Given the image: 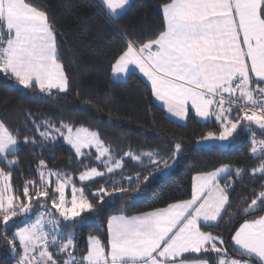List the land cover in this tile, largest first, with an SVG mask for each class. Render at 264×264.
I'll use <instances>...</instances> for the list:
<instances>
[{
  "label": "snow or ice",
  "instance_id": "obj_1",
  "mask_svg": "<svg viewBox=\"0 0 264 264\" xmlns=\"http://www.w3.org/2000/svg\"><path fill=\"white\" fill-rule=\"evenodd\" d=\"M101 4L114 24L133 7L132 0ZM160 14L159 29L146 40L125 39L112 76L138 69L175 120L193 114L212 124L198 144L224 146L247 133L250 155L260 163L250 171L222 164L192 177L189 199L110 216L106 240L90 234L77 256L78 231L98 223L114 203L146 193L183 159V145L164 155L113 149L99 132L37 122L30 113L32 134L21 138L0 120V243L16 264H264V0H162ZM0 74L49 97L70 90L54 22L31 0H0ZM58 139L74 153L78 175L49 167L36 153ZM22 146L41 158L35 177L17 187ZM245 175L251 196L233 208L232 193ZM240 216L227 241L209 230L227 231Z\"/></svg>",
  "mask_w": 264,
  "mask_h": 264
},
{
  "label": "trees",
  "instance_id": "obj_2",
  "mask_svg": "<svg viewBox=\"0 0 264 264\" xmlns=\"http://www.w3.org/2000/svg\"><path fill=\"white\" fill-rule=\"evenodd\" d=\"M31 2L48 11L54 22L61 63L70 79V90L49 97L38 91L20 90L13 81L0 74V120L18 129L21 138L32 134L28 122L30 113L37 122L47 119L59 125L63 121L74 128L86 127L99 132L113 149L127 150L130 146L136 151L157 150L164 155L176 143L183 145V159L170 172L153 180L146 193L135 200L114 203L104 210L98 223L78 231L77 256L85 254L90 234L106 240V222L110 216L138 215L186 200L190 197L192 177L197 173L214 171L222 164L250 171L260 163L250 155L247 133L242 132L226 148H197L195 143L213 127L212 124L205 127L191 114L183 125L170 121L153 103L149 87L134 73L122 82L111 79V63L125 47V39L144 41L159 29L162 0H133V7L119 24L106 22L94 0ZM41 152L49 167L78 175L79 165L71 163L74 153L62 139H58L55 145L46 144L36 149V153ZM39 158L31 148L21 147V167L13 175L17 187L22 186L24 179L35 177L34 169ZM128 171H132L131 165ZM251 187L247 175L242 182L236 183L232 193L233 208L241 197L251 196ZM243 219V216L234 218L227 231L209 230L222 234L227 241ZM224 227L221 224V229ZM15 263L16 259L8 255L5 245L0 243V264Z\"/></svg>",
  "mask_w": 264,
  "mask_h": 264
},
{
  "label": "crops",
  "instance_id": "obj_3",
  "mask_svg": "<svg viewBox=\"0 0 264 264\" xmlns=\"http://www.w3.org/2000/svg\"><path fill=\"white\" fill-rule=\"evenodd\" d=\"M94 1H95V3L98 5V7H99L100 10L102 11V13L105 15L104 10H103V7H102V4H101V0H94ZM132 1H133V0H132ZM130 73H134V74L138 75V76L141 78V80H142V81H143V82L149 87V89L151 90L150 82L147 81V79H146L145 77H143V75H142L141 73H139L138 69H131L130 72L128 73V75H129ZM128 75H127V76H128ZM127 76L113 77L112 74H111V79H112L113 81H116V82H122V81H124V80L127 78ZM13 83H14V82H13ZM14 86H15L16 88H18L15 84H14ZM18 89H19V88H18ZM20 90H23V89H20ZM23 91H26V90H23ZM54 92H55V90H54ZM152 101H153V103H154L157 107H159L160 109L163 110V112H164L166 118L169 119L170 121H173V122H175V123H177V124H180V125H183V124H185V123L187 122V120L181 122V121L175 120V118L171 117V116L167 113L166 108L162 105V102L155 100V98H154L153 96H152ZM191 115H193V114H191ZM193 117H194L198 122H200V123H204L203 121H199L198 118H196L194 115H193ZM191 183H192V180H191ZM189 198H190V197H189ZM189 198H188V199H189ZM15 264H16V263H15Z\"/></svg>",
  "mask_w": 264,
  "mask_h": 264
},
{
  "label": "rangeland",
  "instance_id": "obj_4",
  "mask_svg": "<svg viewBox=\"0 0 264 264\" xmlns=\"http://www.w3.org/2000/svg\"><path fill=\"white\" fill-rule=\"evenodd\" d=\"M63 141V140H62ZM64 143V142H63ZM64 144H66V143H64ZM67 145V144H66ZM68 146V145H67ZM195 146L197 147V148H206V147H209L208 145H202V144H198L197 142L195 143ZM228 146V144H226V145H224V146H217V147H220V148H226ZM70 147V146H69ZM93 152H94V150H93Z\"/></svg>",
  "mask_w": 264,
  "mask_h": 264
}]
</instances>
